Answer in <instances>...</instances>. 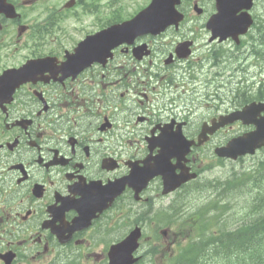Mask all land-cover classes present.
I'll list each match as a JSON object with an SVG mask.
<instances>
[{"label": "flooded vegetation", "instance_id": "1", "mask_svg": "<svg viewBox=\"0 0 264 264\" xmlns=\"http://www.w3.org/2000/svg\"><path fill=\"white\" fill-rule=\"evenodd\" d=\"M10 1L19 15L10 18L0 12V264H107L111 246L122 237L117 223L125 207L121 196L86 227H75L79 212L74 204L102 191L105 201L106 185L126 176L132 162L160 151V127L170 124L177 130L182 124L195 139L202 124L213 118L197 123L191 114L175 111L184 95L172 89L170 64L156 47L138 60L134 46L122 45L107 63L86 66L84 56L74 55L83 30L59 32V20L71 12L69 26H111L128 15L107 16L105 11L101 17L93 2L86 8L93 20L77 22L79 12L74 17L73 11L79 6L83 13V0H50L49 8L46 0ZM181 10L197 14L194 21L205 19L192 29L210 37L207 20L217 12L216 0H183ZM179 33L185 36L187 31ZM258 40L264 41V34ZM142 42L152 46L158 40L147 37ZM221 57L227 58L208 56L215 65L226 60ZM34 60L37 65H30ZM25 66L24 74L20 69ZM163 79L161 92L153 81ZM188 84L194 89L197 79ZM195 161L190 159L194 171ZM153 181L143 194L162 189L159 177ZM128 193L131 204L149 200L136 199L126 186L123 196Z\"/></svg>", "mask_w": 264, "mask_h": 264}, {"label": "rangeland", "instance_id": "2", "mask_svg": "<svg viewBox=\"0 0 264 264\" xmlns=\"http://www.w3.org/2000/svg\"><path fill=\"white\" fill-rule=\"evenodd\" d=\"M144 2V0H138V6ZM255 15L264 21V0L257 1L254 9ZM264 27V24L262 23ZM245 45L241 47V53L238 54L236 50L233 51V55L227 56L226 60L220 65L216 66V69L207 73L205 76H201V80H207L211 83L210 87L213 92L212 96L208 97L206 91L198 89L197 92H190L192 88H188L184 93V97L178 99V107L176 112L180 115L189 114L195 122H203L202 119L209 117L212 114L218 113L219 110L222 112L226 109L235 108L234 102L237 96L242 94H256V89L260 85V82L264 79V46H255L259 51L258 54L251 47L250 41H245ZM254 50V51H253ZM205 64H212V61H204ZM263 70H262V67ZM156 82L155 84L159 89L158 91H164L163 87H159ZM250 87L249 91L247 90ZM255 88V91L253 90ZM214 90L222 94L218 104L219 108H215L213 98ZM180 93L182 88H179ZM217 100V99H216ZM218 101V100H217ZM219 109V110H218ZM242 124L235 125L232 128L224 129L215 138L214 142L210 143L207 147L202 150L200 158L202 157V163L205 172L202 173L200 182H198V189L193 193L187 195L184 217H190L187 210L194 211L197 203L204 204V200H210L215 197L217 202L230 207L231 212H226L224 216L227 218L226 221L222 222V225L218 229L234 230L240 226L243 221L247 222L254 219H260L262 216L259 214L263 207L264 189L260 186V183L264 182V176L261 174H254L249 180L248 173L251 171H257L260 168V163L264 160V150L258 152L256 156L248 157L244 160H224L220 163L214 154V147L225 144L230 138L241 134L246 128ZM247 171V172H245ZM246 173L245 176L243 174ZM222 183L223 188L218 185ZM213 186H212V185ZM155 195V193H154ZM256 201V202H255ZM255 202V203H254ZM157 205V206H156ZM156 207L168 206L169 200L166 198L159 199L156 201ZM181 206H178V209ZM182 208L180 209V211ZM258 212V213H257ZM263 218V217H262ZM242 222V223H241ZM160 225H164L161 223ZM216 227V226H215ZM192 228L189 226L186 228V232ZM219 233V231H218ZM162 242L164 240L162 239ZM146 242L144 243V246ZM240 253L234 252V261L239 260ZM212 252H208V255L203 257L204 264H210V258ZM217 256L213 257L215 260ZM160 256L158 257V259ZM231 259V260H233ZM216 262V261H215ZM245 264V263H244Z\"/></svg>", "mask_w": 264, "mask_h": 264}, {"label": "water", "instance_id": "3", "mask_svg": "<svg viewBox=\"0 0 264 264\" xmlns=\"http://www.w3.org/2000/svg\"><path fill=\"white\" fill-rule=\"evenodd\" d=\"M227 1L228 0H219L220 14L214 17L210 21V24L214 27L220 28V32L226 31L229 34L236 36L239 31L246 30L251 25L252 20L247 14H241L239 16L236 14L238 10L243 8L245 0H230L229 4ZM179 2L180 0H154L149 8L140 13L132 21L105 30L95 36L96 38H100V42L102 43L100 48L103 47L110 51L116 41L117 44L124 41H132L141 34L148 32L157 33L170 24H177L179 13L176 11L175 6ZM90 40L91 39L87 40L84 45L79 47L77 51L78 54L82 53L84 49L83 46H90ZM102 53L103 52H100V55ZM262 107V104L258 105L253 103L252 105L247 106L244 111L233 113L230 117L221 118V122L218 124L214 123V126L212 127L205 125L199 141L204 142L208 140L207 133L212 134L220 126L240 118L243 119L246 124L254 123L256 129L231 140L226 146L218 147L216 152L220 156L232 158H237L239 155H243L247 152L253 153L257 147L264 145V117L259 119L256 118V115L263 109ZM163 144V150L155 160V163L146 162L143 168H133L131 173V179L133 181L146 183L156 174L164 173V171L169 168L167 159L172 155L170 153L172 152L173 147L179 148L183 151L179 157L180 160H185V156L189 151L192 142L188 141L182 132H179V134L172 133L171 135H165ZM182 169H184V165ZM195 176L196 174L188 175L185 172L177 179H174L172 183L176 184V182L180 181L186 182ZM167 183L168 179L166 180V184ZM135 240L136 236H133L131 238L132 244H135ZM132 244H129V247ZM127 254L130 256L129 250H127Z\"/></svg>", "mask_w": 264, "mask_h": 264}, {"label": "trees", "instance_id": "4", "mask_svg": "<svg viewBox=\"0 0 264 264\" xmlns=\"http://www.w3.org/2000/svg\"><path fill=\"white\" fill-rule=\"evenodd\" d=\"M218 186L225 192L222 184ZM210 200L217 202L215 197ZM211 204L213 208L216 207L214 202ZM201 215V227L191 226L195 228L196 235L192 237L195 240L180 252L175 264H204L202 259L208 252H212L210 264H264V218L243 221L237 229H225L214 236L212 232L205 230L213 216H207L204 212ZM234 252L240 253L238 259L241 261H234ZM214 256H217L215 260Z\"/></svg>", "mask_w": 264, "mask_h": 264}, {"label": "bare ground", "instance_id": "5", "mask_svg": "<svg viewBox=\"0 0 264 264\" xmlns=\"http://www.w3.org/2000/svg\"><path fill=\"white\" fill-rule=\"evenodd\" d=\"M257 45H259V46H264V41H260V40H258V38H255L254 40H253V43L251 44V47H253L254 48V50L256 51V53H254L255 55L256 54H258L259 53V51L255 48V46H257ZM234 50H236L237 52H240V50H241V47L240 46H238V47H236V46H233V47H230V48H228V49H222V48H216V49H211V50H209V54H208V56H214V57H218V56H221V55H226V56H229V55H233V51ZM253 50V51H254ZM221 58H223L221 61H223V60H225L226 58H224V57H221ZM221 61H219V62H221ZM218 65H220V64H216L215 66H218ZM220 184H222V183H220ZM212 185V184H211ZM214 185V184H213ZM212 185V186H213ZM198 189V182L197 183H195V184H193L187 191H186V194L187 195H189V194H191V193H193L195 190H197ZM189 191V192H188ZM224 192V191H223ZM186 196V195H185ZM185 196H184V201H186V198H185ZM182 207H180L179 208V210H178V212H177V215L178 216H182L184 213H185V210L182 208V210L180 211V209H181ZM239 227V226H238ZM237 227V228H238ZM236 228V229H237ZM223 230H225V229H218V231L219 232H221V231H223ZM235 230V229H234ZM216 235H219V233L218 234H216ZM215 236V235H214Z\"/></svg>", "mask_w": 264, "mask_h": 264}]
</instances>
